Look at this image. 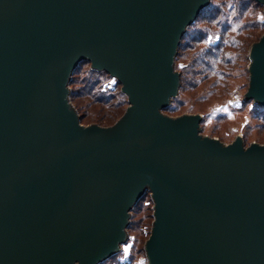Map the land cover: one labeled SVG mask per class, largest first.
I'll return each mask as SVG.
<instances>
[{
    "label": "water",
    "instance_id": "1",
    "mask_svg": "<svg viewBox=\"0 0 264 264\" xmlns=\"http://www.w3.org/2000/svg\"><path fill=\"white\" fill-rule=\"evenodd\" d=\"M210 1L0 0V264H99L147 192L148 264H264V143L164 113ZM248 60L243 100L264 106V33ZM82 62L126 96L109 126L83 125L70 100Z\"/></svg>",
    "mask_w": 264,
    "mask_h": 264
},
{
    "label": "rangeland",
    "instance_id": "2",
    "mask_svg": "<svg viewBox=\"0 0 264 264\" xmlns=\"http://www.w3.org/2000/svg\"><path fill=\"white\" fill-rule=\"evenodd\" d=\"M238 4L237 0H212V7L216 9L214 15L215 24L206 26L198 22L192 28L204 29L203 34L207 33L206 42L201 43L200 46L217 42L220 38L221 29L225 26L229 25L232 29H236L237 27H242L247 21L264 22V13L261 5V7L251 5L241 13L238 9L241 6ZM192 29H189V31L191 32ZM263 33L264 31L261 34ZM253 42L249 43L244 49L243 58L240 57L239 61H235L234 57L232 58L231 69L221 71L223 76L221 75L219 80L210 79L206 83H200L196 88L190 85L186 90L185 87L183 88L184 90H180L177 96L178 102L182 103L180 113L176 115L168 112L164 113L173 117L181 114H201L203 116L200 123L201 134L217 138L224 144L232 142L237 135L242 136L245 146L251 142L263 144V115H259L254 111L252 102L243 100L248 86V51ZM193 52L185 49V51L178 54V59L176 56L175 69L177 71H181L182 68L187 70ZM231 53L232 55L234 54V52ZM90 69L89 64L84 63L81 65L80 71L75 77V84L71 85V90L81 89V82L88 76L89 78L91 77L88 72ZM92 77L99 80L100 89L98 92L101 95L107 94L112 90H120V86L116 85V80L110 76L102 74V76L92 75ZM199 80L200 78L195 79V81ZM214 82H217V85ZM93 123L97 124L95 122H82L83 125ZM152 219V200L147 192L139 204L131 211L126 242L121 245L120 251L114 254L111 260H105L99 264H148L144 252V242L149 235Z\"/></svg>",
    "mask_w": 264,
    "mask_h": 264
},
{
    "label": "trees",
    "instance_id": "3",
    "mask_svg": "<svg viewBox=\"0 0 264 264\" xmlns=\"http://www.w3.org/2000/svg\"><path fill=\"white\" fill-rule=\"evenodd\" d=\"M237 1L239 3L238 5L241 6L238 8L241 13L251 5L260 6V4H258L255 0ZM215 12L216 9L212 7L211 0L210 3L200 11L194 22L187 27L186 32L181 38L177 52V59L178 54L185 51V49L194 52L191 56L192 59L187 70L182 68L181 71H179V91L184 90V87L186 90L190 87V85H192L193 88H196L200 83H206L210 79L219 80V77H221V75L223 76L221 71L231 69L233 64L232 58L234 57L235 61H239L240 57L243 58L245 54L244 49L249 45V43L258 39L259 35L264 31V22L247 21L242 27H237L236 29H232V27L228 25L221 29V33L219 35L220 38L217 42L200 46L201 43L206 42L207 33L203 34L204 29L192 28L198 22L199 24L206 26L214 25ZM189 29H192V31L190 32ZM206 31H208V29H206ZM231 52H234V54L232 55ZM84 63L89 64L88 62H82L79 64L72 74L70 85L75 84V77L80 71L81 65ZM88 72L91 77L89 78L88 76L83 80V82H81L82 86L80 90H71L70 100L80 115L81 122H95L103 126H109L113 124L124 112L127 105L126 96L120 90H112L107 94L101 95L98 92L100 89L99 80L92 77V75H109L106 72H100L92 69ZM196 78H200V80L195 81ZM220 82H222V80H220ZM216 83L217 82H214V84ZM116 85L120 86L117 81ZM247 101L252 102L251 100ZM181 106L182 103L178 102L177 98H175L172 100L171 104L164 109V112L176 115L180 113ZM253 107L254 111L259 115L262 114L264 118V106L253 105ZM142 198L134 207L139 204ZM112 258L113 256L106 260H111Z\"/></svg>",
    "mask_w": 264,
    "mask_h": 264
}]
</instances>
